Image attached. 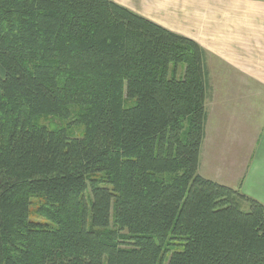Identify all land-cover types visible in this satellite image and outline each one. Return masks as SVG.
Masks as SVG:
<instances>
[{
	"label": "trees",
	"instance_id": "trees-1",
	"mask_svg": "<svg viewBox=\"0 0 264 264\" xmlns=\"http://www.w3.org/2000/svg\"><path fill=\"white\" fill-rule=\"evenodd\" d=\"M0 16V264H264V205L197 171L202 47L113 0Z\"/></svg>",
	"mask_w": 264,
	"mask_h": 264
},
{
	"label": "crops",
	"instance_id": "crops-1",
	"mask_svg": "<svg viewBox=\"0 0 264 264\" xmlns=\"http://www.w3.org/2000/svg\"><path fill=\"white\" fill-rule=\"evenodd\" d=\"M113 1L203 48L210 90L197 171L229 186L241 183L243 188L251 180L252 167L260 166L255 160L258 146L264 149V0ZM224 122L225 139L217 141L215 134ZM225 143L236 145L221 146ZM242 147L244 151L239 150ZM230 150L237 165L229 167L228 175L210 173L215 164L226 167ZM222 165L216 169H224Z\"/></svg>",
	"mask_w": 264,
	"mask_h": 264
},
{
	"label": "rangeland",
	"instance_id": "rangeland-1",
	"mask_svg": "<svg viewBox=\"0 0 264 264\" xmlns=\"http://www.w3.org/2000/svg\"><path fill=\"white\" fill-rule=\"evenodd\" d=\"M4 18H5L4 16H2V17L0 16V29L2 28L1 23L2 22H6L4 20ZM70 105H72L70 107L71 108L70 114H71V113H73L76 110L77 107L73 106L75 104H71L70 103ZM206 105H207V110H208L209 100L206 102ZM71 115H73V114H71ZM73 119H75L73 116L63 117V116H58V115H42L41 117L36 118L35 120L37 122L41 123V124H44L49 129L64 127V128H66V130L68 131V133L70 135H72L74 137H76V136L78 137L82 133L83 126L82 125H78L77 122L73 123V121H74ZM211 125H212V128H213V122L211 123ZM224 125H225V122L222 123V125H221V129L219 131L220 133L218 132V133L215 134V137L217 138V141L219 140V141L223 142L224 139H225L224 138V132H225ZM207 131H208V133H210V131H211L210 130V121L208 123ZM223 145L229 146V147H231L233 149L236 144L231 146L232 143H230V145L225 143V144H222L221 146H223ZM258 148L259 149L257 151V156H256L255 160L260 164V166L259 167H255V166L252 167L251 180H249V181L246 180L248 182H246V184L244 185V187H243L244 189L242 188L241 183H239L238 185L230 186V187H232L233 189L238 190L242 194H245V195H247L249 197L254 198L255 200L259 201L261 204L264 205V161L260 160V156L264 155V149H262L260 146H258ZM211 149H213V148L211 147ZM239 150L240 151H244L245 147H242ZM232 151L233 150H230V154H227V156H226V160H225L226 167H223L222 164H217L219 166L222 165V167L224 169H216L217 165L215 164V166H212L209 169L210 173H218V174H223V175L227 174L228 175L230 173V170H228V169H230L229 167H231L233 164H235V159H236L234 157L235 155L232 153ZM241 155H242V153H241ZM235 165H237V164H235ZM255 168H257V170H255ZM214 170H215V172H214ZM208 179H210V178H208ZM31 200H32V204H31V207H30L31 219H35V220L39 219V220H44L45 221L44 218L38 216L36 214V212H35V210H36L35 208L37 207L36 206L37 205L36 204V199L32 198ZM241 207L246 209V208H248V205H247V203L243 202Z\"/></svg>",
	"mask_w": 264,
	"mask_h": 264
}]
</instances>
